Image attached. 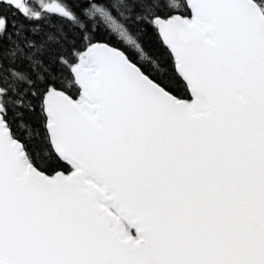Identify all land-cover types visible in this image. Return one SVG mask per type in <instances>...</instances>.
I'll list each match as a JSON object with an SVG mask.
<instances>
[{
	"label": "snow or ice",
	"instance_id": "6c2138e0",
	"mask_svg": "<svg viewBox=\"0 0 264 264\" xmlns=\"http://www.w3.org/2000/svg\"><path fill=\"white\" fill-rule=\"evenodd\" d=\"M0 264H264V0H0Z\"/></svg>",
	"mask_w": 264,
	"mask_h": 264
}]
</instances>
